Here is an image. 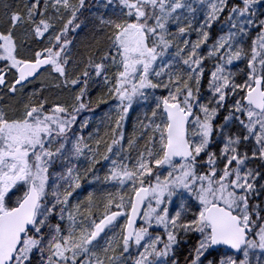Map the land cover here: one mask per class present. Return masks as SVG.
Masks as SVG:
<instances>
[{
    "label": "snow or ice",
    "instance_id": "snow-or-ice-1",
    "mask_svg": "<svg viewBox=\"0 0 264 264\" xmlns=\"http://www.w3.org/2000/svg\"><path fill=\"white\" fill-rule=\"evenodd\" d=\"M0 264H264V0H0Z\"/></svg>",
    "mask_w": 264,
    "mask_h": 264
},
{
    "label": "trees",
    "instance_id": "trees-1",
    "mask_svg": "<svg viewBox=\"0 0 264 264\" xmlns=\"http://www.w3.org/2000/svg\"><path fill=\"white\" fill-rule=\"evenodd\" d=\"M98 111H100V110H98Z\"/></svg>",
    "mask_w": 264,
    "mask_h": 264
}]
</instances>
